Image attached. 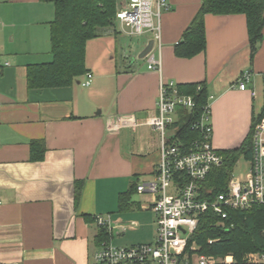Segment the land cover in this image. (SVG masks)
Segmentation results:
<instances>
[{
  "label": "crops",
  "instance_id": "1",
  "mask_svg": "<svg viewBox=\"0 0 264 264\" xmlns=\"http://www.w3.org/2000/svg\"><path fill=\"white\" fill-rule=\"evenodd\" d=\"M201 3L172 0L161 16L162 52L153 49L166 80L207 84L214 146L236 148L261 99L264 107V38L251 60L245 15L207 14L206 50L179 56L176 44ZM55 17L50 1L0 0V264H93L97 215L111 218L117 245L155 239L153 195L135 192L119 208L121 193L152 181L160 158L161 136L148 122L158 112L160 72L140 58L151 36H128L117 22L87 43L90 86L83 74L70 86L31 89L28 67L54 58ZM248 69L242 90L237 79ZM116 119L122 125L113 129ZM36 141L45 144L37 160Z\"/></svg>",
  "mask_w": 264,
  "mask_h": 264
},
{
  "label": "built area",
  "instance_id": "2",
  "mask_svg": "<svg viewBox=\"0 0 264 264\" xmlns=\"http://www.w3.org/2000/svg\"><path fill=\"white\" fill-rule=\"evenodd\" d=\"M172 0H122L118 6L117 22L128 36L149 34L163 47L161 16L171 8ZM150 69L160 72L158 112L148 120L161 136L160 158L152 181L139 183L137 192L154 196L149 208L154 212L155 239L152 242L117 245L111 239L97 244L93 264H238L232 253L226 256L203 253L193 239L203 214L212 211L218 224L225 227L231 210H249L264 204V115L253 128V155L246 159L250 168L246 177H236L234 172L224 190L207 196L202 184L212 168L222 164L219 149L214 146V127L211 120L210 93L204 112L194 118L192 128L199 132L193 140L180 134V108L189 112L196 107L195 94L182 92L175 80L162 77L161 57L152 49L147 56ZM251 70L237 79L240 89H247L252 81ZM94 74L87 73L82 84L90 86ZM203 89L198 83L197 92ZM255 94V91L253 92ZM122 125L114 120L113 129ZM178 126V128H173ZM172 129V130H171ZM170 130V132H168ZM97 224L111 237L113 223L110 217L96 216ZM215 239L211 238L209 242ZM16 264H22L20 262ZM240 264H264V252L246 253Z\"/></svg>",
  "mask_w": 264,
  "mask_h": 264
},
{
  "label": "trees",
  "instance_id": "3",
  "mask_svg": "<svg viewBox=\"0 0 264 264\" xmlns=\"http://www.w3.org/2000/svg\"><path fill=\"white\" fill-rule=\"evenodd\" d=\"M53 2L56 17L51 22V52L54 56L48 63H34L28 67V83L31 89L63 87L72 85L75 80L88 73L86 67V47L90 39L98 37L117 26L119 0H43ZM200 9L192 18V22L183 32V38L176 44V52L181 57L190 58L204 52L207 46L206 20L207 14H244L247 18L249 47L251 60L259 49L264 38V0H202ZM197 92L198 83L179 84L182 92L195 94L196 107L192 111L180 108L179 134L187 140H193L200 134L192 128L194 118L204 112L210 91L207 84ZM264 115V107L260 114L253 116L249 135L236 148L219 150L222 164L212 168L208 178L202 184V191L209 196L219 194L226 189L237 161L244 157L251 159L253 155V128ZM45 150L43 141L33 143L34 159H42ZM82 181L76 183V196L79 197ZM134 184L129 190L121 193L119 208H129L131 198L137 192ZM227 226L218 224L212 211L203 214L193 239L203 253L226 256L232 253L238 264L242 263L246 253L264 252V204L249 210H231ZM104 230L99 229L98 243L111 239ZM211 238L215 239L209 242Z\"/></svg>",
  "mask_w": 264,
  "mask_h": 264
},
{
  "label": "rangeland",
  "instance_id": "4",
  "mask_svg": "<svg viewBox=\"0 0 264 264\" xmlns=\"http://www.w3.org/2000/svg\"><path fill=\"white\" fill-rule=\"evenodd\" d=\"M121 1L122 0H119V3ZM258 87H259V85H258ZM260 104L261 105H259L257 107V114L256 115H258V113L260 114V111H261V109L263 107V99H261V103ZM173 128H178V126L172 127V129ZM168 132H170V130ZM237 162L238 163H237V165H236V167L234 169V176H236V177L237 176L238 177H246L245 175L247 174V172H248V170L250 168V163L244 157H241ZM155 227H156V225H155Z\"/></svg>",
  "mask_w": 264,
  "mask_h": 264
},
{
  "label": "water",
  "instance_id": "5",
  "mask_svg": "<svg viewBox=\"0 0 264 264\" xmlns=\"http://www.w3.org/2000/svg\"><path fill=\"white\" fill-rule=\"evenodd\" d=\"M154 39L151 37L150 41L148 42L147 46L144 48L143 52L140 54V58H144L148 56V54L152 51L154 46Z\"/></svg>",
  "mask_w": 264,
  "mask_h": 264
}]
</instances>
